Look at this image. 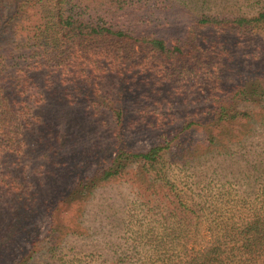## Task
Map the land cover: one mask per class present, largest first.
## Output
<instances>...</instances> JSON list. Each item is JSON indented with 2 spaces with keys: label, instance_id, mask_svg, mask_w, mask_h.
Here are the masks:
<instances>
[{
  "label": "trees",
  "instance_id": "16d2710c",
  "mask_svg": "<svg viewBox=\"0 0 264 264\" xmlns=\"http://www.w3.org/2000/svg\"><path fill=\"white\" fill-rule=\"evenodd\" d=\"M220 1L0 0V116L3 114L13 116L15 105L19 106L15 99L26 93L28 81L31 82L30 85L35 86L36 89L33 90L38 91L39 87H44L47 94L54 92L58 84L62 85L60 79L56 80L57 85H51L48 76L55 71L54 75L56 73L58 75L64 67L71 66L65 62L68 60L70 50L75 47L88 48V52L95 53L97 58L102 56L104 60L113 64H121V68L113 66L119 71L134 72V77L138 74L145 76L149 72L148 77L151 80L148 81V89L134 87L131 85V77L122 75L123 81L116 89V95L113 98H106L102 91L83 89L78 85L85 87V82L90 81L96 68L88 69L87 73L80 69L79 65H72V71L69 72L74 81L71 92L73 94L92 92L100 95L95 103L90 104L95 108L107 110L116 131L120 128L117 125L124 122L128 113L125 95L134 96L132 97L135 100L134 105L138 104L135 96H144L145 100L151 101L157 109H162L165 101L169 105L173 104L175 98L167 91H170L171 84L179 77L183 79L182 76L185 75L182 73L191 72L203 59L217 61L224 59V62L237 60L238 56L234 58L233 52L237 49L235 44L239 40L248 43H253L258 37L264 40V0H234L230 3H226V0ZM16 32L19 43L9 49H3L4 44L9 42L10 35ZM227 32L233 34L231 40L235 43L232 45L222 35ZM26 43L27 45H24ZM258 54H261V51ZM262 56L264 58V50ZM137 60L140 61L139 68L133 71L132 64ZM190 62H193L192 67L189 65ZM125 63L130 64L125 66ZM159 63L172 67V70L165 69V73L162 74L163 71L154 66ZM174 65L178 66L176 70ZM234 65L240 68L237 62ZM44 72L47 73L46 77L41 83H37L36 80H39ZM12 74L19 79L13 93L7 86L12 82L7 77ZM238 74L233 77L231 84L223 83V79L219 82V77L214 87L215 92L212 94L211 89H205L212 95L206 109L196 107L186 111L180 107L175 110L174 116H177V119L173 128H168L171 123L169 115L163 119L159 117L154 131L156 137L158 135L157 141L145 151L131 152L115 143L107 150L98 152L92 159L99 166L89 176L82 177L83 173L75 161H71V155L68 161L65 160L67 153L63 151L67 141L59 137L47 140V144L39 141L40 151L53 150L54 153V150L58 149V160H62L63 165H69V161L73 162V167H67L64 173L68 172L76 181L79 195L84 192L86 186L83 179L89 184L88 192L96 189L99 191L116 180L127 177L129 173L140 182L157 183L160 189L166 190L170 195L166 198L161 194L164 202L158 203L163 217H168L165 235L159 237V240L164 238V244L153 239L152 234L145 235L139 240L133 238L132 242L120 249L118 254H100L101 258L106 257L101 262L264 264V169L247 165L245 178H248L247 184L253 199L247 204L241 201L232 206L222 205L210 193L209 195L194 193L188 185L185 186L186 189H176L175 183H171L167 175L170 172L168 166L172 148L183 153L186 151L183 147L179 149L186 144V141L182 140L185 131L194 130L193 126L203 129L212 127L213 124H224L225 127L228 122H247L252 116V109L249 110L248 107L252 108L251 105L254 103L263 105L264 69L243 78H239ZM160 84L167 88L160 90ZM77 99L78 97L74 101L79 105ZM106 99L110 105L106 104ZM58 101L57 103L64 104L62 100ZM234 101L245 104V109L234 108L236 104ZM50 104L53 106L54 103ZM144 107L147 109L149 106ZM255 115L264 119V111L263 115L261 113ZM115 138V141L121 142L119 134ZM57 142L62 143L60 148L57 147ZM204 142L206 147L211 148L218 139L213 135L205 136ZM55 147L57 149H54ZM189 148L190 151L191 147ZM184 157L190 158L186 159L185 163L192 168V162L199 163L191 153H186ZM92 159L85 160V164L90 166ZM130 167L133 171H130ZM5 174L9 177L12 175L9 171ZM186 178L192 179L193 175ZM193 186L197 188L198 183H194ZM153 192L148 186L143 187L142 194L145 198L156 194ZM16 200H19V197H16ZM33 201L28 205L30 208L37 206ZM61 201L57 200V204H61ZM48 206L51 210L54 205ZM234 206L238 208L232 210ZM56 210L54 207L51 212ZM149 211L152 212L151 209ZM199 217H203L206 224V239L199 240L201 243L199 247H188L190 240L196 239L190 234V229L196 230ZM29 218V222L26 221V230H23L24 225L22 229H18L20 233L22 231L26 233V251L21 260L23 264H36L39 255L46 257V261L38 262L39 264L79 262L58 251L61 237L54 217L52 220L50 217L48 229L40 238L33 234L34 225L30 223L33 217ZM66 230L62 226L64 237L73 233ZM184 232L190 234L191 239L182 238L180 235ZM141 244L142 247H139ZM13 264H20V261Z\"/></svg>",
  "mask_w": 264,
  "mask_h": 264
},
{
  "label": "rangeland",
  "instance_id": "374dc122",
  "mask_svg": "<svg viewBox=\"0 0 264 264\" xmlns=\"http://www.w3.org/2000/svg\"><path fill=\"white\" fill-rule=\"evenodd\" d=\"M230 2L234 0H226V3ZM17 35L18 32L10 35L9 42L4 44L3 49H9L19 43ZM222 35L229 44L235 43L231 40L233 34L227 32ZM235 45L237 49L233 52V57L238 56L237 60L224 62V59L220 61L203 59L201 64L192 68L191 72L182 73L185 75L182 76L183 79L179 77L171 84V92L167 91L175 98L173 104L169 105L165 101L162 109H157L151 101L145 100L144 96H135L138 104L134 105L135 100L132 98L134 96L125 95L128 113L124 122L117 125L120 127L117 128L118 131L106 109L95 108L90 104L95 103L100 95L92 92L82 94L71 92L73 80L69 72L72 71V65H79V68L87 73L93 67L96 68L90 81L85 82V87L78 85L83 89L102 91L106 98H113L116 95V89L123 81L122 75L131 77V85L133 84L134 87L148 89L147 84L151 80L148 77L149 72L145 76L138 74L134 77V72L119 71L113 66L121 68V64H113L104 60L102 56L97 58L95 53L88 52V48L75 47L70 50L68 60L65 62L71 66L64 67L58 75L57 73L54 75L55 71L48 76L51 85H57L56 80H62V85L58 84L54 92L47 94L44 87H39L38 91H35L33 90L36 89L35 86L30 85L31 82L28 81L26 93L15 99L19 106L15 105L13 116L9 114L0 116V264H13L18 261L23 264L21 260L26 251V233L23 231L20 233L18 229H22L24 225L23 230H26L29 217H33L30 221L34 225L32 232L39 238L45 235L50 217L51 220L54 217V223L58 226V234L61 237L58 251L79 261L75 264H99L106 259V257L101 258L100 254H118L120 249L132 242L133 238L139 240L145 235L152 234L153 239L164 244V238L159 240V237L165 235L168 217H163L158 203L164 202V197L168 198L170 195L166 190L160 189L157 183L140 182L139 179L132 178V174L129 173L127 177L104 187V190L102 188L99 191L96 189L88 192L89 184L83 179L86 186L84 192L79 195L78 184L68 172L64 173V171L67 167H73L71 161H75L76 166L83 173L82 177L91 175L99 166L98 163L93 162L94 156L115 143L131 152L145 151L157 141L158 135L156 137L154 131L159 117L163 119L169 115L171 123L168 128L171 129L177 119L174 111L180 107L186 111L196 107L207 108L219 77V82L224 80L223 83L231 84L233 77L238 73V77L243 78L264 69L262 56L264 40L260 37L253 43L239 40ZM260 51L261 54H258ZM139 62L137 60L132 64L133 71L138 70ZM236 62L240 68L234 65ZM129 64L125 63V66ZM189 65L192 67L193 62ZM154 66L162 70V74L165 73V69L172 70V67L160 63ZM177 67L174 65L175 70ZM46 74L44 72L36 82L41 83ZM15 77L14 74L7 77L12 81L7 84L12 93L19 81ZM163 88L167 87L160 84L159 89ZM205 89H211V94ZM77 97L79 105L74 101ZM58 99L64 104L57 103ZM51 102L54 103L53 106H50ZM234 103L236 109L246 107L238 101ZM106 104L110 105L107 99ZM146 105L149 106L147 109L144 107ZM251 107L248 108L252 109V116L247 122H228L225 127L224 124H213L212 127L203 129L193 126L194 130L184 132L182 140L186 141V144L179 149L183 147L186 151L183 153L172 148V155L169 156L170 172L167 175L171 183H175L176 189L181 190L186 189V185L191 186L194 193L200 195L210 193L217 202L226 206L239 204L241 201L247 204L253 199L245 174L247 165L264 169V119L255 115L256 113L263 115L264 103L263 105L254 103ZM118 134L121 142L115 141V136ZM210 135L215 136L218 142L208 148L204 139L205 136ZM58 137L68 142L66 146L64 145L63 152L67 153L66 161L71 155L72 160L68 162L69 165H63V161L58 160L59 150L56 147L54 153L53 150L40 151L38 148L40 140L47 144V140ZM61 145L62 143L57 142V147L60 148ZM189 147H191L190 151ZM72 149L75 152L71 151ZM186 153L193 154L195 161H199L198 164L192 162L193 168L185 163L186 159H190L184 157ZM88 159H92L90 166L85 164V160ZM132 167L130 171H133ZM7 171L12 173L11 177L5 174ZM191 174L193 178L187 179L186 177ZM194 183H198L200 190L193 186ZM145 186L156 194L145 198L142 194ZM16 197H19V200H16ZM32 200L37 206L30 208L28 205ZM57 200H62V203L57 204ZM49 204L54 205L53 208L56 207L57 210L51 212L53 208L49 210ZM237 208L234 206L232 210ZM62 226L67 229L66 232L73 233L64 237ZM205 229L204 218L199 217L196 230L190 229V234L196 239L190 240L188 247L201 245L199 240L206 239ZM190 234L184 232L180 236L191 239ZM139 247H142V244ZM10 256L12 257L9 258ZM41 261H46L45 255H39L36 264Z\"/></svg>",
  "mask_w": 264,
  "mask_h": 264
}]
</instances>
